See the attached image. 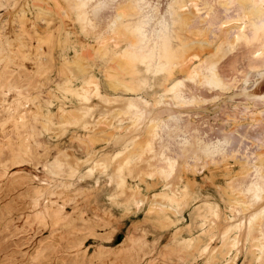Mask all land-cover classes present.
Wrapping results in <instances>:
<instances>
[{"label":"rangeland","instance_id":"1","mask_svg":"<svg viewBox=\"0 0 264 264\" xmlns=\"http://www.w3.org/2000/svg\"><path fill=\"white\" fill-rule=\"evenodd\" d=\"M142 1L146 9L134 16L141 24L134 45L154 53L149 65H140L152 79L163 63L161 41L172 36V0ZM37 2L48 10L36 9ZM44 2L0 0V264H264V245L258 259L246 255L248 226L256 215L264 235V134L257 133L264 131V92L259 94L264 69L254 71L264 61L248 54L222 61L220 67L235 78L227 90L177 71L171 90H155L153 79L133 93L106 79L110 56L97 53L112 35L125 0ZM57 4H68L73 12L61 15ZM41 16L53 17L51 24ZM49 30L55 37L45 42ZM75 48L96 53L93 68L77 75L64 61L75 59ZM198 51L197 46L189 50L185 68L196 66ZM91 78L98 89L89 85L87 97L78 99L77 86ZM8 88V94L1 93ZM73 110L79 117L70 114ZM188 181L193 198L184 220L166 229L146 218L154 194L168 190L182 196ZM133 189L147 195L140 209L133 204ZM202 201L212 206L201 220L203 228L187 232L184 225ZM209 227L213 238L209 235L195 253L189 246L199 244L198 232ZM234 235L236 245L217 259L223 238Z\"/></svg>","mask_w":264,"mask_h":264},{"label":"bare ground","instance_id":"2","mask_svg":"<svg viewBox=\"0 0 264 264\" xmlns=\"http://www.w3.org/2000/svg\"><path fill=\"white\" fill-rule=\"evenodd\" d=\"M36 1L37 0H34V2H36ZM38 1L44 2L45 0H38ZM53 3H54V1H53ZM35 6H36V9L40 10L41 12H45L48 10V9H44V7H46V6H43L41 3L39 4L38 2H37V4H35ZM121 6H122V8L119 7V9H118V14L116 16L115 25L113 27L112 35L110 34V38H107V39L101 41L99 49L97 48L99 50L97 53H99L100 56H102L104 58L110 56V63L105 66L103 73H104L106 79H108L116 87H122V88L126 89L127 91H130L133 93H139V92L143 91L145 89V87L147 85H149L153 79H155L154 85H157V87H158V88L155 87L156 88L155 90H163V91L167 92L169 89L170 90L172 89V86H173L172 78L177 74V71H186L187 72L185 74L186 76L197 75L200 78L205 77V78H207V80L214 83L219 88L227 90V89L231 88V84H233V82H235V78H232L229 76V74L226 72V69L224 68V65L222 68L220 67V63L222 61L228 59V57L231 54H233L229 59L231 63L239 60V58L243 54H248L250 59L253 61H264V0H172V2L169 5V10H168L170 13V18H171V22L169 23V25L171 26L172 36L163 38L161 41V44L159 47V55H160V62L161 63L163 62V63H162V65H158L157 68H155V70L153 71L154 72L153 73L154 78L151 79L145 73L142 72L143 69L140 67V65L141 64L149 65L148 64L149 58L154 53L153 52H146V51L140 52L136 49V47L134 45L136 43V41L139 40V38H140L139 30H140V26H141L139 20H135L134 16L139 14L142 10H145L146 5L144 4V2L142 0H125L123 5H121ZM57 9H58L57 12L58 13L60 12L61 15H62V12L66 13L67 9L70 12H73L70 9V7L68 6V4H67L66 8L57 4ZM50 13H52V12H50ZM43 16H41L40 20H43L44 22H46L47 26L50 25L51 24L50 21L53 17L49 21L48 19H46ZM60 21H62V20H60ZM20 22H24V21L22 20ZM48 29H50V28H48ZM21 31H23V30H21ZM52 31H54V30H52ZM52 31L49 30L48 33L42 37L45 42L46 41H48V42L53 41L55 34ZM187 33H189V34H187ZM65 37L69 38V34L65 35L62 40H64ZM108 37H109V35H108ZM68 41H69V39H68ZM129 41L131 42V44L129 43ZM222 42H223V44L225 43L226 47H223L224 45H222V46L220 45ZM98 43H99V41H98ZM240 43H241V45H240ZM194 46H197L199 48V51L194 54V56L197 57V59H195V60H197L198 62L196 64V66H194L193 68H190V67L185 68L186 67L185 64H187V60H189V58H188L189 55H187V54H188L189 50L192 49ZM96 47H98V46H96ZM51 48H52V45H51ZM91 49H93V48H91ZM52 50H53V48H52ZM19 51H21V50H19ZM74 52H75L74 54L76 56L75 59L69 60L68 58H66L64 60V61H67L66 66H67L68 71H70V72L73 71L77 75L78 73H82V72L84 73V71H88L91 68H93L92 61L95 57V54H96L95 52L88 51V50L85 51V49H82V48H75ZM213 52H215V53H213ZM51 55H52L51 51H49L48 57H51ZM11 56H12V54H11ZM194 56H192V57H194ZM214 56H216V57H214ZM82 58H84L85 61L88 59L89 65L88 64L86 65L85 62L82 61ZM11 60H12V57H11ZM229 60H227V62ZM12 61L15 62L16 60L13 59ZM263 69H264V64L262 66H258L257 68H255L254 71L260 72ZM74 73H73V75H74ZM69 78H72V77H69ZM69 78H68V80H69ZM262 80H264V78ZM67 81H65V83H63V84L66 85ZM97 83L95 82V80L93 78H91L87 82L86 85H84V84L78 85L77 86L78 89L75 91V93L77 95H79V97H77V98L79 99V98H83V97L86 98L87 97L89 89H90L89 85L92 86L93 90H97L98 89ZM248 85H249V78L247 79V81L245 83V87L246 88L250 87ZM68 86L69 85H66V87H68ZM64 88H65V86H64ZM9 89L10 88L3 89L1 91V93H4V95H5ZM15 89H16V92L22 91V89L19 87L15 88ZM62 89H63V87H62ZM68 89H69V87H68ZM159 92L161 93V91H159ZM263 92H264V90L262 92H260L259 94H261ZM11 97L13 98L14 96H11ZM174 97H176V96H174ZM19 99L16 101H19ZM3 101H4V99H3ZM15 105H17V104H15ZM13 108H16V106H13ZM31 111L32 110H30V112ZM35 112L37 113V111H35ZM35 112L32 113L33 116H35L34 115ZM39 112H41V110ZM75 112H77V111L75 110ZM75 112L73 110L72 112H70V114H72L73 116L76 117L77 113H75ZM22 113H21V115H22ZM70 114H69V118L71 117ZM81 115L82 114H80V117L82 118ZM17 116L18 115H15V116H13V118H16ZM77 117H79V116H77ZM34 118L36 119V117H34ZM109 123H110V121H109ZM102 130H104V129H102ZM30 131H32V130H30ZM257 133L258 134L259 133L264 134V131H258ZM113 135H114V133H113ZM104 136L106 137L107 134ZM146 139H148V138H146ZM143 140H145V139H143ZM143 140H142V143H143ZM139 142H141V141H139ZM134 149H133V151H134ZM136 151H134L133 154H135ZM130 154H132V153L130 152ZM125 155L126 156H124V155L122 156V160H121L122 162L120 161V164H118L116 166L113 165V166H115L117 169L119 167L120 168L123 167V164L126 162V158H128V154L126 153ZM261 155H260L261 156V163L264 165V153ZM228 160L226 162H228ZM235 162L237 163L238 161H235ZM117 163H119V162H117ZM228 163H227V165L230 164V163L229 164ZM113 169H115V168H113ZM112 171H115V170H112ZM220 174H223V173H220ZM224 174H225V172H224ZM221 176H223V175H221ZM221 176H219V177H221ZM108 177H110V175ZM206 177L207 176L205 175L204 178L206 179ZM215 179H217V178H215ZM98 181H96V183L100 184L101 180H98ZM111 181H113V180H111ZM120 181H121V184L123 186H125V187L127 186V182L124 179H121ZM193 181H196V180H193ZM118 182H117V184H118ZM189 183H190V181H188V184L184 185V194L182 196H179L177 192H171L168 190L163 192V193H159L157 195L154 194V197L152 198V202L150 203V207L145 212L146 218H148L149 220L151 218H153L154 223L156 221H158L162 224V225H157L155 223L157 225V227L160 226V228H161V226H163V228L166 227V229H168L167 227H169V226H173L172 224L174 223V221L176 224L177 219L178 220H184V212H185L186 208L189 207V205L192 201V198H193L192 192L189 190V187L190 186L192 187L191 184H193V183H190V184ZM195 184L197 185V182ZM188 185H190V186H188ZM200 186L202 187L203 185L200 184ZM215 186L219 187L218 185H215ZM220 186H222V185H220ZM223 187L224 186H222V190H223ZM203 188H204V186H203ZM130 190H131V188H130ZM220 190H221V188L218 190V193ZM225 190L226 189L224 187V192H225ZM132 194L134 195L133 196V202H134L133 204L138 209H140L141 208L140 202H142L144 199H146L145 198L147 196L146 193L139 191L138 189L137 190L133 189ZM223 194H225V193H223ZM227 195H229V194H227ZM219 196H222V195H219ZM228 198H229V196H228ZM221 199L225 200L223 197ZM131 202H132V200H131ZM142 203H144V201ZM211 209H212V206L209 203V201H202L201 203L197 204L192 210L191 220L184 225V229L187 232L191 233L195 229L197 230L198 228L199 229L203 228V223H205V222H201V220L207 215V213H209L211 211ZM259 218H260L259 215L254 216V218L250 221L249 226H248V240H249L248 244H249V246L247 247V254L246 255H249V257H250V258H248V259H250L249 261L253 260L254 258L258 259L260 257L259 254H261V250H263L264 235L262 234V228H260ZM155 219H156V221H155ZM150 221H153V220H150ZM212 227H209L208 229L205 228L204 230L198 232L200 242H199V244H196L198 242H196L195 244L194 243L191 244L189 246V247H191V250L194 249L195 253L200 252V249L202 248V241H203V243L207 242L206 238H209L208 236L213 234L212 233V231H213ZM160 230H162V229H160ZM179 231H178V233H179ZM176 232L173 231V235L176 234ZM180 232H183V231L181 230ZM212 238H213V235H212ZM236 238H237L236 235L232 236V239H230V237H224L222 240L221 248L220 247L218 248V251L215 253L216 255L213 254L212 258H214L216 256V258L219 259L220 258L219 256H222V255L226 256L227 255L226 253H229L230 250L232 249V247H234L236 245ZM210 239H211V237H210ZM256 250L257 251L259 250V251L256 252ZM235 255H237V254H235ZM216 258H214V259H216ZM245 258H246V256H245ZM232 262H233V259H232ZM256 264H257V262H256Z\"/></svg>","mask_w":264,"mask_h":264}]
</instances>
